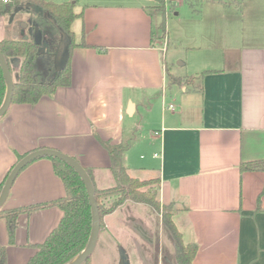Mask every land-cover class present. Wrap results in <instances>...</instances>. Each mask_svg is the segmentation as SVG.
<instances>
[{
  "label": "crops",
  "instance_id": "crops-1",
  "mask_svg": "<svg viewBox=\"0 0 264 264\" xmlns=\"http://www.w3.org/2000/svg\"><path fill=\"white\" fill-rule=\"evenodd\" d=\"M156 4L77 0L81 16L72 30L87 45L72 49L68 86L34 104L11 103L0 117V182L19 154L48 147L76 158L90 168L94 188L107 189L115 180L98 138L129 144V174L159 177V200L173 202L183 241L197 244L192 264H264V192L257 202L264 171L239 169L241 161L264 158V0H203L198 14L188 5L181 17L173 10L171 36L166 11L164 47L150 39ZM14 29L0 15V40L17 38ZM169 47L184 60L175 75L214 70L203 75L201 90L168 85ZM64 195L42 157L18 173L3 207ZM62 215L58 206L21 213L13 243L0 217L6 264H25ZM152 217L148 205L128 201L104 213L88 264H120L122 256L127 264H174L158 247L157 255L145 252L146 244L155 250Z\"/></svg>",
  "mask_w": 264,
  "mask_h": 264
},
{
  "label": "trees",
  "instance_id": "trees-1",
  "mask_svg": "<svg viewBox=\"0 0 264 264\" xmlns=\"http://www.w3.org/2000/svg\"><path fill=\"white\" fill-rule=\"evenodd\" d=\"M158 4L163 0H156ZM193 14H198L203 0H186ZM206 1V0H204ZM208 1V0H207ZM77 0L53 2L50 0H0V15L9 21L19 12H28L30 20L28 33L21 38H3L0 40V50L5 59L10 63L18 59L17 75L14 79L13 95L11 103L34 104L43 95H53L60 86H68L71 80L70 57L73 47L86 46L82 41L75 42L72 30L73 21L81 16L74 8ZM232 3L240 5L241 0H232ZM228 4V3H226ZM166 11L157 26L151 30V43L166 34ZM37 27L41 33L40 42H35L33 32ZM65 34L68 39V56L60 69H56L55 53L58 44ZM11 70V67H10ZM214 70H205L198 74L177 76L172 74L170 66L165 63V74L168 85H185L190 89L201 90V80L205 73ZM5 80L0 68V104L5 94ZM100 144L106 149L110 158L109 168L112 171L115 184L107 189L95 188V197L99 207L100 217L104 213L114 210L127 199L138 203H144L158 211L160 205L164 208L162 222L167 229L174 245V258L176 264H192L197 251V244L185 243L182 234L177 229L173 215L176 208L173 202L161 203L159 200V177L151 179H139L129 174L128 168L123 162V156L129 144H111L107 140L98 138ZM24 154H19L18 159ZM48 158L53 165L55 174L61 179L65 195L50 201L18 206L14 208L0 209V217L6 220V228L9 242H14L17 218L21 213L58 206L63 215L58 225L51 230L45 240L35 245L36 251L25 264H66L76 256L87 244L91 229V212L87 192L84 184L76 171L65 162L52 157ZM85 167V166H84ZM12 168V167H11ZM10 168V169H11ZM91 177V170L85 167ZM240 171L262 170L264 171V158L258 160L241 161ZM10 171V170H9ZM8 171V172H9ZM7 172V174H8ZM0 182V190L7 176ZM149 181H152L151 183ZM148 188H145L147 187ZM264 192V185L257 197L259 203L260 195ZM114 195L112 203L105 207L101 204L102 195ZM174 206V208H173ZM100 218V228H101ZM89 258L84 262L88 264ZM7 263L6 248L0 244V264Z\"/></svg>",
  "mask_w": 264,
  "mask_h": 264
},
{
  "label": "water",
  "instance_id": "water-1",
  "mask_svg": "<svg viewBox=\"0 0 264 264\" xmlns=\"http://www.w3.org/2000/svg\"><path fill=\"white\" fill-rule=\"evenodd\" d=\"M34 40L35 42H40L41 39V33L39 32L37 27H34L33 32ZM67 45H68V39L65 34L62 35V38L58 44V47L56 49L55 53V64L56 69H60L61 66L64 64V62L67 59L68 51H67ZM19 60L16 59L13 62L14 66L18 65ZM0 68L2 70L4 80H5V94L2 100V103L0 104V117L5 114V112L8 110L12 95H13V87H14V79L10 70V67L8 65L7 60L5 59L3 53L0 50ZM42 157H52L57 158L69 166H71L76 173L81 178L85 190L87 192L88 196V202L90 205V212H91V229L89 238L87 241L86 246L76 255L74 256L70 261H68L66 264H84V262L91 256L92 252L94 251V248L97 243L98 235L100 232V212L99 207L96 201L95 197V188L92 182V179L88 172L86 171L85 167L80 164V162L74 158L71 155H68L66 153H63L57 149L54 148H48V147H41V148H35L27 153H25L21 158L17 160V162L12 166L10 171L8 172L4 183L0 190V209L3 207L11 186L17 177L18 173L26 167L29 163L32 161L42 158ZM120 264H127L124 261V258L122 256V263Z\"/></svg>",
  "mask_w": 264,
  "mask_h": 264
},
{
  "label": "rangeland",
  "instance_id": "rangeland-1",
  "mask_svg": "<svg viewBox=\"0 0 264 264\" xmlns=\"http://www.w3.org/2000/svg\"><path fill=\"white\" fill-rule=\"evenodd\" d=\"M173 10L180 11V17L183 14L188 13L189 8H188V4H187L186 0H163L162 3L158 4V6H156L152 9L153 15L155 16V23H154L155 26H157L156 24H158V22L161 19L162 11H164V12L168 11L169 12V15H167L169 17V22L167 24V16H166L165 24H167V30H168V33L170 36L173 33V27L175 26V24L173 23L174 22L173 18H172ZM200 10H201V8H200ZM29 20H30V15L28 12H25V11L17 13L13 17V19L9 20V24L11 26H13V28H15L14 29L15 30L14 31L15 36H17L18 38H21V37H24L27 35L28 30H29L28 26H27L29 23ZM164 42H165V35L163 36V38L157 40V43H160L162 45H164ZM179 61H184L183 57H177L176 56V50L173 47H169L168 53L166 55V63L170 66L172 74H175V73L180 74L181 68L180 69L177 68ZM10 67H11V73H12L13 79H16L17 66H14L13 62H11ZM172 68H175V73L172 70ZM185 74L186 73H184V75ZM148 179H151V177ZM149 182L151 183L152 181H149ZM145 188H148V186ZM109 195L110 194L102 195L100 197L101 204L105 207H108L112 203V201L115 197L114 195H112L114 197L111 199V201L105 202L103 197L109 196ZM126 201L135 202V201H132L130 199H127ZM136 203H138V202H136ZM173 208H174V206H173ZM149 209H150L151 214L153 215L152 223L154 225L153 231L155 232L153 237L156 238V239H154L153 248L155 250H153V249L150 250L151 247L148 244H146L145 247L147 250L145 252H146V254H148V252H149V254L156 253V255H157V247H158L159 250H161V249L163 250L162 252H164V254H167L169 257L171 256V258L174 260V264H176L175 258H174L173 240L170 237V234L168 233L167 229H165L163 222H162V213L164 212V208L162 207V205H160L158 211L154 210L150 206H149Z\"/></svg>",
  "mask_w": 264,
  "mask_h": 264
},
{
  "label": "built area",
  "instance_id": "built-area-1",
  "mask_svg": "<svg viewBox=\"0 0 264 264\" xmlns=\"http://www.w3.org/2000/svg\"><path fill=\"white\" fill-rule=\"evenodd\" d=\"M164 44H165V42H164ZM164 46H165V45H163V47H164ZM169 106H170V108H173V106H172L171 104H170Z\"/></svg>",
  "mask_w": 264,
  "mask_h": 264
}]
</instances>
